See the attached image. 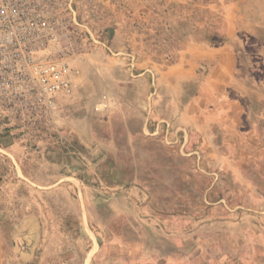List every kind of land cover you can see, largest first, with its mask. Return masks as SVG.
Here are the masks:
<instances>
[{"label": "rangeland", "instance_id": "374dc122", "mask_svg": "<svg viewBox=\"0 0 264 264\" xmlns=\"http://www.w3.org/2000/svg\"><path fill=\"white\" fill-rule=\"evenodd\" d=\"M155 4L161 10L144 21L141 58L167 66L187 59L188 44L229 45L243 79L233 89L246 106H256L264 84L247 77L264 72V0ZM114 58L108 53L92 58L88 50L76 59L75 93L61 102L57 134L43 140L46 148L37 146L43 142L38 139L22 143L26 149L14 151L19 160L13 162L6 145L15 135L0 122V264H34L23 257L30 212L44 224L47 241L39 252L46 264H89L94 252L101 264H264V195L258 194L264 180L234 183L237 166L227 148H221L223 156L203 158L197 133L186 132L189 144L183 146L175 141L183 140L182 131L173 139L153 134L141 113L149 90L125 80L105 81L116 68L119 74L128 69ZM199 69L206 75L204 66ZM138 92L146 98L139 99ZM142 125L147 130L141 132ZM43 149L57 167L38 158ZM56 170L62 182L38 192L52 185L48 175ZM156 208L174 218L167 223ZM118 236L138 240L122 247L131 254L122 263L115 256Z\"/></svg>", "mask_w": 264, "mask_h": 264}, {"label": "crops", "instance_id": "0c3cea01", "mask_svg": "<svg viewBox=\"0 0 264 264\" xmlns=\"http://www.w3.org/2000/svg\"><path fill=\"white\" fill-rule=\"evenodd\" d=\"M157 1L70 0V5L77 13L80 22L92 34L94 42L89 49L92 58L108 53L117 57L114 59L118 62V67H128L127 70L123 69L121 74L117 73V68L109 72L105 81L125 80L127 83L149 90L147 99H150V102L142 108L144 111L141 113H145L150 120L153 134L169 136L173 139L182 131L184 135H180L183 140L178 138L175 141H180L183 146L188 143L186 132L197 133L200 138L197 147L202 152L203 158L223 156L221 148L225 147L226 156L232 158V164L237 166L234 167L236 172L234 183L239 184L238 178H240L257 185L255 180H264V96L258 100L256 106L250 108L240 100L242 93L238 95L239 93L234 90L237 87L233 84L242 82L243 79L239 78L237 59L229 45L210 47L188 44L187 59L179 58L176 64L167 66L156 63L148 56L141 58L143 30L147 29L144 27V21L150 16H159L161 8L155 4ZM233 31L230 32L231 35ZM200 66L206 68V75H202ZM247 79L248 82L253 80L264 84V72L253 78L249 75ZM191 85L194 87L193 95L189 92ZM136 95L139 99H144L147 93L138 92ZM145 129L147 130L145 125H142L141 132ZM10 134L17 136L14 131ZM15 136L8 137L6 148L11 152L12 161L17 163L19 156L14 151H22L26 147L21 146V139ZM217 137L220 141L216 140ZM36 144L41 148H46L48 145L44 141ZM39 155L38 158L48 167H57V162L51 158L48 150H41ZM29 156L35 155L26 153V157ZM186 159L190 158H185L184 161H187ZM48 178L54 179L52 185L39 186L38 192L57 188L62 182L63 174L56 170L48 175ZM206 191L216 192L218 189ZM239 193L245 194V189L240 190ZM258 194L264 195V187H259ZM237 206L238 204H235L234 207ZM220 208L219 205L213 209ZM30 209L28 208V212ZM151 209L155 211L152 205ZM159 210L156 208L158 214L164 216L167 223L171 221V217L174 218L173 213L163 211L161 213ZM26 217L36 229L32 232L30 225L23 236L27 244L23 253L24 260L30 263L29 261L33 259L34 264H46L43 260L44 255L39 252L42 243L47 241L46 234L42 231L44 224L41 215L36 216L30 212ZM184 223H187L186 220ZM116 240L120 248L115 256L117 255L122 263L131 255L124 250L125 248L122 250V247L138 243V240H128L121 236ZM97 253L89 255V264H101L97 260L99 258ZM103 258L105 259V253Z\"/></svg>", "mask_w": 264, "mask_h": 264}, {"label": "built area", "instance_id": "2783aa9c", "mask_svg": "<svg viewBox=\"0 0 264 264\" xmlns=\"http://www.w3.org/2000/svg\"><path fill=\"white\" fill-rule=\"evenodd\" d=\"M93 42L70 0H0V122L21 143L57 134Z\"/></svg>", "mask_w": 264, "mask_h": 264}]
</instances>
